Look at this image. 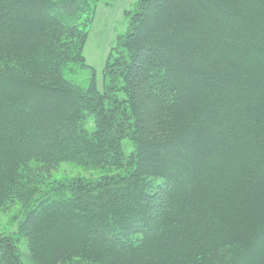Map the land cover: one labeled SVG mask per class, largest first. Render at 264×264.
<instances>
[{
	"label": "trees",
	"instance_id": "trees-1",
	"mask_svg": "<svg viewBox=\"0 0 264 264\" xmlns=\"http://www.w3.org/2000/svg\"><path fill=\"white\" fill-rule=\"evenodd\" d=\"M101 1L0 0V210L25 208L28 264H264V0H137L103 91L65 78ZM66 161L120 172L50 181Z\"/></svg>",
	"mask_w": 264,
	"mask_h": 264
},
{
	"label": "rangeland",
	"instance_id": "rangeland-1",
	"mask_svg": "<svg viewBox=\"0 0 264 264\" xmlns=\"http://www.w3.org/2000/svg\"><path fill=\"white\" fill-rule=\"evenodd\" d=\"M137 0H113L110 4L101 1L94 22L91 25L89 36L84 48L86 66L70 64L65 70V78L80 86H88L95 78L97 88L104 90L108 77L105 67L109 60L116 56L114 47L117 45L118 36L124 34L128 28L126 11L132 9ZM122 96V94L120 93ZM85 126L92 131L94 124L89 119ZM126 154L134 149L132 141L124 139L122 142ZM120 171L113 167H97L90 164H76L73 161L62 162L52 173L50 181H68L76 177L88 180H98L107 175H114ZM56 195L50 194V197ZM25 215V208L19 202L6 204L0 210V233L12 234L17 240L19 252L25 264H28L26 243L18 235L19 224Z\"/></svg>",
	"mask_w": 264,
	"mask_h": 264
}]
</instances>
